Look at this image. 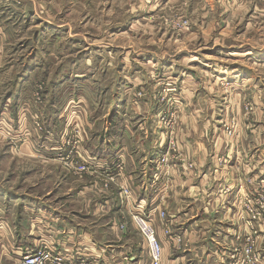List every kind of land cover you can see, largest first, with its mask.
<instances>
[{
    "label": "rangeland",
    "instance_id": "rangeland-1",
    "mask_svg": "<svg viewBox=\"0 0 264 264\" xmlns=\"http://www.w3.org/2000/svg\"><path fill=\"white\" fill-rule=\"evenodd\" d=\"M0 24L7 30L2 93L11 91L28 60L40 54L45 65L42 81L33 82L31 106L42 107L48 94L58 98V109L71 113L80 127L64 133L66 145L80 143V134L86 137L80 124L90 118L101 128L107 121L109 131L115 128L112 123L143 122L140 136L154 141V149L163 145L158 154L166 147L165 156L174 157L180 154L182 136L194 139L200 134L194 130L200 123V138L208 139L207 154L215 156L222 149L225 154L231 140L241 138L236 115L259 122L255 104L244 95V102L236 99V87L222 78L238 60L230 55L231 49L263 45L264 53V0H0ZM246 64L264 73V66ZM70 70L85 77L71 85L61 80L55 86L53 81ZM25 84L31 85L23 82L18 90ZM234 103L242 107L235 109ZM144 108L154 110L145 120L129 113ZM113 110L121 111L114 121ZM133 133L130 143L138 137ZM68 153L22 159L1 142L0 185L18 195L17 203L25 196L45 203L101 238L108 211L100 207L105 197L99 190L96 194L94 185L106 190L109 175L81 163L72 149ZM188 165L193 169L192 163ZM251 181L246 180L250 186ZM255 204L258 210L260 205ZM124 222L126 230L120 229V234L134 231L145 242L129 217Z\"/></svg>",
    "mask_w": 264,
    "mask_h": 264
},
{
    "label": "crops",
    "instance_id": "crops-1",
    "mask_svg": "<svg viewBox=\"0 0 264 264\" xmlns=\"http://www.w3.org/2000/svg\"><path fill=\"white\" fill-rule=\"evenodd\" d=\"M6 34L7 30L0 24V143H5L13 155L22 159L65 157L72 149L75 158L96 173L115 176V184L106 190L97 183L94 185L96 194L99 190L105 197V204L98 201L100 207L108 211L106 228L100 230L105 235L101 238L96 237L94 229L52 210L45 203L32 201L28 196L17 203L18 195L0 185V264H12L43 242L69 261L85 258L97 260L98 264H150L146 242L134 231L119 233L117 225L131 212L144 213L157 230L163 245V264H235L234 252L244 248L249 238L255 241V249L260 253L258 264H264V220L254 225L246 207L250 203L256 207V198L264 197V73L246 64L264 66L263 45L231 49L230 55L238 60L229 65L228 76L222 78L236 87V99L255 104L258 124L247 122L243 114L236 115L241 138L231 140L225 154L222 149L218 155L209 156L208 139L200 138L203 129L198 123L194 130L200 134L194 139L182 136L180 154L171 157L165 156L166 147L164 154H158L164 146L159 144L154 149V141L140 136L143 122L131 125L125 121L118 126L112 123L111 127L115 128L109 131L107 121L101 128L90 118L80 124L81 130L87 132L86 137L80 134V143L75 140V144L66 145L64 133L80 131V127L73 123L76 119L71 113L58 109V98L47 91L42 107L31 106L33 82L42 81L41 69L45 65L40 54L28 60L13 87L10 84L11 91L2 93ZM251 53L253 57L247 60L245 56ZM78 77L85 76L70 70L57 79L59 82H53L57 86L66 80L71 85ZM23 82L31 85L28 88L25 84V89L18 90ZM243 95L245 99L241 98ZM241 107L234 103L235 109ZM152 110L144 108L129 113L132 115L133 111L134 117L145 120ZM120 113V110L112 111L113 121ZM189 127L184 125L186 131ZM131 131L138 132L133 143L129 139ZM162 158L166 162H161ZM248 179L252 180L251 186L246 182ZM123 190L130 193L128 204L124 202ZM111 213L119 214L122 219L112 218ZM162 213H166V219L161 217ZM253 225L256 233L251 230ZM167 229L170 235H166Z\"/></svg>",
    "mask_w": 264,
    "mask_h": 264
},
{
    "label": "built area",
    "instance_id": "built-area-1",
    "mask_svg": "<svg viewBox=\"0 0 264 264\" xmlns=\"http://www.w3.org/2000/svg\"><path fill=\"white\" fill-rule=\"evenodd\" d=\"M72 145L71 141L68 143ZM161 162H165L163 158ZM84 170L87 166L82 167ZM110 176V177H109ZM108 176L109 182L106 185V189L110 187V184L114 182V177L111 174ZM110 183V184H109ZM129 191L123 190L124 202L129 203ZM261 196L256 198L254 202H257L260 205V208L257 210L251 205H247L249 217L255 225L257 222L264 220V197ZM251 205V206H250ZM131 223L136 227L138 231L142 234L144 241L146 242L149 250V261L150 264H163V245L158 237L157 230L151 223L150 219L142 212L135 213L131 212L128 215ZM161 217L166 219V213H162ZM125 222L119 223L118 229L125 231L126 224ZM251 226V230L256 233V226ZM170 229L166 230V235H170ZM235 264H258L260 262L261 256L255 249V241L252 238L247 240V244L244 248H237L233 254ZM12 264H98L97 260L89 259H80L77 262L66 260L62 254L55 253L50 249L49 243L43 242L35 251L29 252L22 258L15 260Z\"/></svg>",
    "mask_w": 264,
    "mask_h": 264
},
{
    "label": "bare ground",
    "instance_id": "bare-ground-1",
    "mask_svg": "<svg viewBox=\"0 0 264 264\" xmlns=\"http://www.w3.org/2000/svg\"><path fill=\"white\" fill-rule=\"evenodd\" d=\"M148 253H149V251H148ZM149 255H150V253H149Z\"/></svg>",
    "mask_w": 264,
    "mask_h": 264
}]
</instances>
